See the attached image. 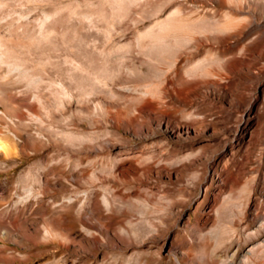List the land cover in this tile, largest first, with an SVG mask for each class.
Returning a JSON list of instances; mask_svg holds the SVG:
<instances>
[{"label":"rangeland","instance_id":"1","mask_svg":"<svg viewBox=\"0 0 264 264\" xmlns=\"http://www.w3.org/2000/svg\"><path fill=\"white\" fill-rule=\"evenodd\" d=\"M0 264H264V0H0Z\"/></svg>","mask_w":264,"mask_h":264}]
</instances>
